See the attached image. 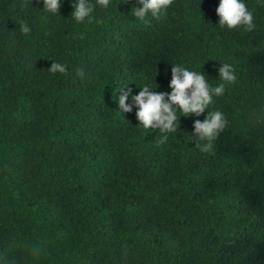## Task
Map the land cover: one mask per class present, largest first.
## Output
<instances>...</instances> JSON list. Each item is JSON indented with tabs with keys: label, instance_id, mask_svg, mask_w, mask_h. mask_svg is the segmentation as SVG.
I'll return each mask as SVG.
<instances>
[{
	"label": "trees",
	"instance_id": "16d2710c",
	"mask_svg": "<svg viewBox=\"0 0 264 264\" xmlns=\"http://www.w3.org/2000/svg\"><path fill=\"white\" fill-rule=\"evenodd\" d=\"M135 3L77 23L70 0H0V264H264V4L246 0L249 30L218 26L219 0L148 23ZM224 62L237 79L210 105L228 124L208 151L191 116L159 144L117 109L123 85L169 91L171 63L215 86Z\"/></svg>",
	"mask_w": 264,
	"mask_h": 264
},
{
	"label": "clouds",
	"instance_id": "9594fccd",
	"mask_svg": "<svg viewBox=\"0 0 264 264\" xmlns=\"http://www.w3.org/2000/svg\"><path fill=\"white\" fill-rule=\"evenodd\" d=\"M70 2L73 9L70 18L77 23L91 21L97 9L107 10L112 6V0H70ZM123 2L128 3L129 0ZM172 2L173 0H136L130 12L135 18L148 23L150 18L162 17ZM259 2L264 4V0ZM62 3L63 0H42V9H37L51 15H59ZM199 3H202V0H199ZM215 11L219 18L218 26L222 28L235 29L246 26L251 30L254 26L253 12L248 8L246 0H219ZM22 31L27 33L30 29L24 25ZM215 67L219 82L213 86L209 82V77L201 71V67L196 70L183 63H171L169 91H156L159 86L155 80L139 85V91L123 85L118 88L119 95L114 98L117 109L123 113H131L135 109L139 126L144 129H158L163 133L158 141L159 144L167 143L168 134L177 131L181 117L191 116L193 117L189 134L191 140L201 151H208L228 124L224 112L219 109L210 110V105L213 104L215 97L224 94L227 84L237 79L232 63H218ZM47 70L51 74L69 73L68 65L58 60L51 61ZM76 75L84 78L86 72L80 68Z\"/></svg>",
	"mask_w": 264,
	"mask_h": 264
}]
</instances>
